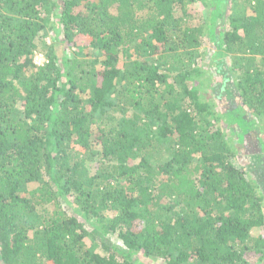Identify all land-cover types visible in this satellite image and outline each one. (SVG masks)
I'll list each match as a JSON object with an SVG mask.
<instances>
[{
	"label": "trees",
	"instance_id": "1",
	"mask_svg": "<svg viewBox=\"0 0 264 264\" xmlns=\"http://www.w3.org/2000/svg\"><path fill=\"white\" fill-rule=\"evenodd\" d=\"M232 2L0 0L1 264H264V194L203 96L212 46L264 132V0Z\"/></svg>",
	"mask_w": 264,
	"mask_h": 264
},
{
	"label": "rangeland",
	"instance_id": "2",
	"mask_svg": "<svg viewBox=\"0 0 264 264\" xmlns=\"http://www.w3.org/2000/svg\"><path fill=\"white\" fill-rule=\"evenodd\" d=\"M241 0H236V2H240ZM228 7L233 6L232 0H228ZM196 7V6H195ZM200 8V6H198ZM203 9V6L201 7ZM226 8V5H224ZM246 6H242L241 9H245ZM201 9V12H205ZM238 10V8H236ZM206 15V12H205ZM54 27L47 30V34L41 33L40 37L37 39L38 49L33 55V60L37 66H43L47 62L46 57V48L45 46L53 47L59 57H62L64 51L67 47H65L62 43L63 41V33L58 25H53ZM44 36V38H42ZM40 40V41H39ZM210 50L208 55L205 57L202 64L208 63V68L205 66L207 70V74L212 73V77L207 79L209 82L208 89L203 91L204 99L207 102H210L213 105V110L222 115L223 122L219 125V127L228 135H230L236 144L237 152L239 153V164L242 166H246L252 172V180L256 182L260 189V193L264 194V175L261 174L259 167L261 157L264 156V143L261 144L259 141H264V132L260 135H257L253 129H245L240 126V122L235 119V116L231 114V112L241 104V101L237 97V90L233 86V80L228 79L227 81L223 80L226 75L229 74L227 72V66H229L227 59H214V53H216V49L212 46H209ZM45 48V49H44ZM215 49V50H214ZM74 52V51H72ZM70 57L75 54L69 52ZM91 58V57H89ZM222 60V61H221ZM126 62L125 60L122 61ZM206 62V63H205ZM221 63V71L217 72V65ZM250 118V116H249ZM96 128V127H94ZM100 150V148H98ZM262 155V156H261ZM98 166V164H96ZM82 217V218H81ZM80 218L83 219L84 216ZM114 243L117 247L124 249L122 244L118 242L115 238H113ZM257 257H252V259L256 260ZM135 262H142L145 264H152L148 258L143 256V254L139 253L138 255L133 257ZM1 264V263H0Z\"/></svg>",
	"mask_w": 264,
	"mask_h": 264
},
{
	"label": "clouds",
	"instance_id": "3",
	"mask_svg": "<svg viewBox=\"0 0 264 264\" xmlns=\"http://www.w3.org/2000/svg\"><path fill=\"white\" fill-rule=\"evenodd\" d=\"M34 63H35V62H34ZM45 63H47V62H45ZM35 65H36V64H35ZM44 65H45V64H44ZM44 65H43V66H44ZM36 66H37V65H36ZM38 67H40V66H38Z\"/></svg>",
	"mask_w": 264,
	"mask_h": 264
}]
</instances>
